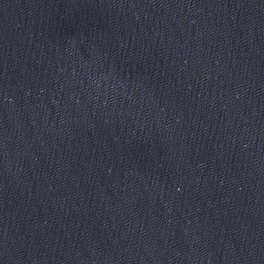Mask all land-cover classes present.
<instances>
[{
    "label": "water",
    "instance_id": "water-1",
    "mask_svg": "<svg viewBox=\"0 0 264 264\" xmlns=\"http://www.w3.org/2000/svg\"><path fill=\"white\" fill-rule=\"evenodd\" d=\"M0 264H264V0H0Z\"/></svg>",
    "mask_w": 264,
    "mask_h": 264
}]
</instances>
